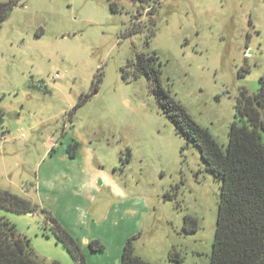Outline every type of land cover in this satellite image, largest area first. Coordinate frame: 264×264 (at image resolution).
I'll list each match as a JSON object with an SVG mask.
<instances>
[{
    "label": "rangeland",
    "instance_id": "obj_1",
    "mask_svg": "<svg viewBox=\"0 0 264 264\" xmlns=\"http://www.w3.org/2000/svg\"><path fill=\"white\" fill-rule=\"evenodd\" d=\"M14 1L0 26V189L38 211L0 216L46 264L73 260L43 209L85 264H120L131 237L150 264H209L221 180L127 63L155 54L162 85L225 149L240 91L264 75V0H120L117 12L107 0Z\"/></svg>",
    "mask_w": 264,
    "mask_h": 264
},
{
    "label": "trees",
    "instance_id": "obj_2",
    "mask_svg": "<svg viewBox=\"0 0 264 264\" xmlns=\"http://www.w3.org/2000/svg\"><path fill=\"white\" fill-rule=\"evenodd\" d=\"M107 1L112 12L119 11L120 0ZM15 2H0V26ZM128 66L134 78L145 75L156 83L158 102L165 115L174 123L177 131L199 149L205 168L221 180L209 264H264V75L259 78L255 93H249L246 89L240 91L235 106L237 119L229 125L228 143L224 149L208 128L197 123L170 89L162 85V71L155 54H138L134 61L127 63ZM123 76H127V71ZM100 80L99 75L82 101L98 91ZM2 123L3 112L0 109V127ZM127 161L128 157L125 158ZM165 196L170 198L167 193ZM0 207L18 213L38 211V206L27 198L4 189H0ZM43 213L73 264H85L77 241L50 212L43 209ZM192 220L190 216L185 217L186 231L194 230L188 227ZM134 238L125 241L120 264H150L134 253ZM87 244L92 251L104 248L98 240ZM169 258L177 263L182 262L177 252L169 254ZM0 264H46L34 256L29 240L20 235L15 225L3 216H0Z\"/></svg>",
    "mask_w": 264,
    "mask_h": 264
}]
</instances>
